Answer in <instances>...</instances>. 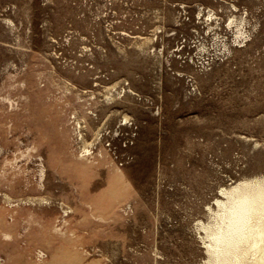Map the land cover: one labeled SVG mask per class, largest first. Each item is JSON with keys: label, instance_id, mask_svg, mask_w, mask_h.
<instances>
[{"label": "rangeland", "instance_id": "1", "mask_svg": "<svg viewBox=\"0 0 264 264\" xmlns=\"http://www.w3.org/2000/svg\"><path fill=\"white\" fill-rule=\"evenodd\" d=\"M259 178L264 0H0V264H206Z\"/></svg>", "mask_w": 264, "mask_h": 264}, {"label": "bare ground", "instance_id": "2", "mask_svg": "<svg viewBox=\"0 0 264 264\" xmlns=\"http://www.w3.org/2000/svg\"><path fill=\"white\" fill-rule=\"evenodd\" d=\"M206 232V264H264V178L239 182L221 191Z\"/></svg>", "mask_w": 264, "mask_h": 264}]
</instances>
